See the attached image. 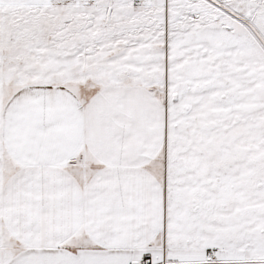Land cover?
Returning <instances> with one entry per match:
<instances>
[{"label":"snow or ice","instance_id":"snow-or-ice-1","mask_svg":"<svg viewBox=\"0 0 264 264\" xmlns=\"http://www.w3.org/2000/svg\"><path fill=\"white\" fill-rule=\"evenodd\" d=\"M0 264H264V0H0Z\"/></svg>","mask_w":264,"mask_h":264}]
</instances>
